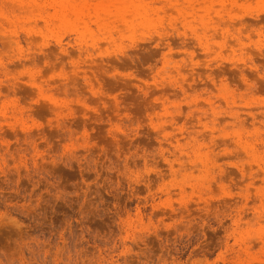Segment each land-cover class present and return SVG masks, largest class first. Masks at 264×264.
Returning a JSON list of instances; mask_svg holds the SVG:
<instances>
[{"label": "rangeland", "instance_id": "1", "mask_svg": "<svg viewBox=\"0 0 264 264\" xmlns=\"http://www.w3.org/2000/svg\"><path fill=\"white\" fill-rule=\"evenodd\" d=\"M0 264H264V0H0Z\"/></svg>", "mask_w": 264, "mask_h": 264}]
</instances>
